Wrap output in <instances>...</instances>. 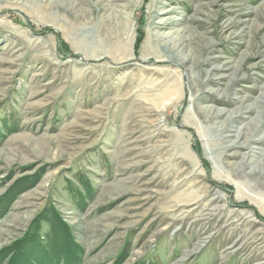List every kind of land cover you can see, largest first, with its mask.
Here are the masks:
<instances>
[{"label": "rangeland", "instance_id": "1", "mask_svg": "<svg viewBox=\"0 0 264 264\" xmlns=\"http://www.w3.org/2000/svg\"><path fill=\"white\" fill-rule=\"evenodd\" d=\"M4 197L0 249L264 264V0H0Z\"/></svg>", "mask_w": 264, "mask_h": 264}, {"label": "trees", "instance_id": "2", "mask_svg": "<svg viewBox=\"0 0 264 264\" xmlns=\"http://www.w3.org/2000/svg\"><path fill=\"white\" fill-rule=\"evenodd\" d=\"M140 43V39H138L136 41L135 44V48L137 49L138 45ZM27 182V181H26ZM27 185H33L32 181L28 180V183H25L23 185V187H26ZM16 186L12 187V189L10 190L11 192H9L11 201L12 198L16 195L13 194L14 193V189ZM6 197V196H5ZM1 198L0 201V208L1 205H4L5 203H7L8 201H6V199ZM46 212L42 213L39 218L37 219L39 221V219L42 218V216L45 217ZM51 213V212H50ZM51 221L52 223H50L51 225L54 224V230L57 229L58 231H63L62 228L56 224V217L57 215H55L54 212L51 213ZM3 215V212H0V218ZM36 220V224L37 221ZM38 227V226H37ZM53 231V229H52ZM65 239H67V234L63 235V243L62 244H56V242L51 243V247L50 246H46L41 239L39 238V236L37 235L36 232L31 231L28 232V234H26L23 238L18 239L14 242H12L10 245L0 249V264H70L69 261V257L66 258L64 255V250L66 249V245L67 243L65 242ZM48 244V243H47ZM59 247V249L56 248ZM54 251L57 252V254L54 253ZM23 255L25 257H23Z\"/></svg>", "mask_w": 264, "mask_h": 264}]
</instances>
